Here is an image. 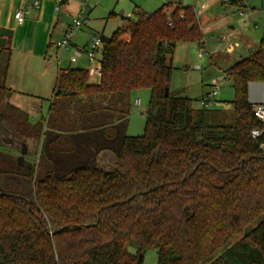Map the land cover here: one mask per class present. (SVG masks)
Listing matches in <instances>:
<instances>
[{
  "label": "trees",
  "instance_id": "1",
  "mask_svg": "<svg viewBox=\"0 0 264 264\" xmlns=\"http://www.w3.org/2000/svg\"><path fill=\"white\" fill-rule=\"evenodd\" d=\"M121 17L100 35L97 81L61 68L36 122L8 101L12 51L1 48L0 131L41 148L30 168L0 152V264H137L149 249L158 264H264V122L249 91L264 83V40L224 71L232 107L205 109L170 90L176 43L203 40L195 7ZM144 87L145 129L128 135L131 93ZM106 150L116 163L104 169Z\"/></svg>",
  "mask_w": 264,
  "mask_h": 264
},
{
  "label": "rangeland",
  "instance_id": "2",
  "mask_svg": "<svg viewBox=\"0 0 264 264\" xmlns=\"http://www.w3.org/2000/svg\"><path fill=\"white\" fill-rule=\"evenodd\" d=\"M79 1L80 0H68L69 12L71 11L72 13L71 15L69 12L63 14L64 19L68 22L72 23L74 21V16L72 14L75 15L79 12L77 11ZM166 1L174 2L177 0H88L89 5L86 6V10L82 17L84 18V24L81 29L75 32L72 42L82 48L84 44L92 43L93 35L99 36L101 33L111 35L114 30L123 24V18L121 17L123 13L124 15L131 13L136 6L152 12L161 7ZM244 2L247 3V12H251L249 16H243L237 12L235 10V5L223 2H219L216 5V8H214L215 11L213 10L210 13L214 15L212 18H216V22L213 24L216 25L214 27L212 22H209L208 30L203 31L202 39L205 40V47L203 48L202 56L199 55L201 49L198 41H178L176 43L172 58L170 57L169 59L174 67L170 85V90L174 95L189 96L193 99L195 107H202V92L211 90L213 86L212 83L216 78L220 81H224L223 78H225L226 81L221 85L219 94L216 97L218 103H220L219 107H227L230 101L234 99L235 92L232 81L225 75V69L237 62L241 57H246L251 52L256 51L264 40V0H244ZM111 11H114L116 14L109 17ZM122 11L123 13H121ZM205 15L202 17L203 19ZM228 22L231 27H233L237 38L235 39V37L233 38V36L231 37L230 35L220 43L223 32L221 24H227ZM230 33L233 32L231 31ZM56 37L59 38L58 34ZM74 50V46L63 50L62 67L72 65L88 69L90 66L94 65L93 62H90L85 53L77 62L72 63L70 59ZM101 53L102 51L99 49L98 58H100ZM97 79L96 77H91L93 82L97 81ZM262 86L264 88V83ZM136 99H140L141 103L135 104ZM150 99L151 90L147 87L136 89L131 93V108L127 127L128 135H141L144 132L146 125V110L149 107ZM44 102L45 105L49 104L48 100ZM224 109L229 110L227 108ZM39 119L40 118L37 120ZM14 135L13 133L7 135L9 138L6 139L3 144H0V152L14 155L18 159L22 149L19 142L22 139ZM13 138L15 145L18 147L11 149L15 150L17 154L11 152V149L7 147L8 141L11 143ZM27 145L28 153L25 156L26 165L27 163L32 164L35 162L36 158L32 152L37 147L35 140L34 142L32 141L31 145ZM109 155L110 153L106 155L107 159L105 161L108 167H112L114 157L112 154ZM252 226L242 231L235 239L243 236ZM129 249L135 252V248L130 247ZM141 264H158V251L156 249L147 250L144 253Z\"/></svg>",
  "mask_w": 264,
  "mask_h": 264
},
{
  "label": "crops",
  "instance_id": "3",
  "mask_svg": "<svg viewBox=\"0 0 264 264\" xmlns=\"http://www.w3.org/2000/svg\"><path fill=\"white\" fill-rule=\"evenodd\" d=\"M33 1L35 0H0V27H8L13 30L12 36L7 37V41L3 46L10 48L12 51L7 77V86L12 89V93L8 101L26 112L32 122H36L38 118L48 116L50 100L52 99L55 89L58 73L61 68H66L61 66L62 52L66 48L59 50L57 46L51 43V38L60 39L71 22L65 20L63 16V14L69 12L68 0H64L60 12L55 10L56 0H40V7H32L30 12L26 15V20L23 23H19L15 18V12L18 10L21 3ZM185 2L195 7L200 22L202 19L201 26L204 31L208 30L209 22H212V25L216 22V18H212L214 15L210 13L216 8V5L219 2H223V0H177L174 1L173 4H185ZM246 4L247 3H245L244 9L247 10ZM78 7L80 8V1ZM78 7L77 11H79ZM235 10L239 12L237 8ZM133 11L125 16L132 15ZM69 13L71 15L72 12L70 11ZM121 13H123V11ZM72 15L74 16V14ZM122 15H124V13ZM204 15L205 18L203 19L202 17ZM215 25L213 26L215 27ZM221 25L223 32H234L229 22ZM57 34L59 38L56 37ZM232 36L233 38L235 37V39L237 38L235 33L232 34L231 37ZM202 41L205 42L204 39ZM89 45L90 43L84 44L82 47H87ZM71 46H74L75 49L77 46L79 47V45L74 42ZM71 46L69 48H71ZM1 48L2 47H0V51ZM81 56H83V54ZM81 56H79V58ZM253 83L259 82H250V100L253 90H256V92L263 91V86L261 84L254 86ZM204 93L206 92L203 91L201 95ZM45 100L49 101L48 105L44 104ZM219 105L220 103H218L217 108H221ZM231 107L232 103L230 102V104L224 108L230 109ZM7 135L8 134L0 132V144H3V142L9 138ZM21 142L20 140L19 145H21ZM29 144L31 145L32 141L29 140ZM7 147L10 149L18 147L15 145L14 138L11 143L8 141ZM36 148H38L39 152L41 142L40 146L37 145ZM11 152L17 154L15 150L11 149ZM34 152L35 150L32 154L37 159L38 154Z\"/></svg>",
  "mask_w": 264,
  "mask_h": 264
},
{
  "label": "built area",
  "instance_id": "4",
  "mask_svg": "<svg viewBox=\"0 0 264 264\" xmlns=\"http://www.w3.org/2000/svg\"><path fill=\"white\" fill-rule=\"evenodd\" d=\"M223 2L234 5L232 4V0H223ZM63 4H64V0H56L55 10L57 12H60L62 10ZM87 5H89L88 0H80L79 12L76 15H74V21L65 29L63 36L60 39L51 38V43L57 46L59 50H62L65 48L67 49L73 44L72 39H73L75 32L79 30L84 24V18L82 17L86 10ZM235 6L241 15L249 16L250 13L247 12L246 9H244L245 8L244 0L241 1L239 4H235ZM32 7H36V8L40 7V0L21 3L18 10L15 12V18L17 19L19 23H23L26 20V15L30 12V9ZM232 34H234V32L233 33L223 32L220 38V43ZM198 43L201 49L199 52V55L202 56L203 48L205 47L204 42L200 41ZM99 49H101L102 51L101 37L100 35L99 36L94 35L92 39V43L89 46L82 47V48L77 46V48L74 50L73 55L71 56V62L72 63L77 62L79 56L85 53L87 55V58L90 60V62H93L94 64L88 68V73L91 77H97L101 74L100 59H101L102 53H101L100 58H98ZM223 79L224 81L223 80L220 81L218 78H216L212 83L213 85L212 89L202 95L201 106L203 108L205 109L217 108L218 100L216 97L219 94L221 85L226 81L225 78ZM260 84L262 85L263 83H260V82L253 83L254 86L260 85ZM252 92L253 94L251 96V102L254 105V114L257 116V118H259L261 121L264 122V88H263V91L261 92L260 91L256 92V90H253ZM140 103H141L140 99L135 100V104H140ZM260 132H261L260 129H254L252 131V134L253 136H257L260 134Z\"/></svg>",
  "mask_w": 264,
  "mask_h": 264
},
{
  "label": "water",
  "instance_id": "5",
  "mask_svg": "<svg viewBox=\"0 0 264 264\" xmlns=\"http://www.w3.org/2000/svg\"><path fill=\"white\" fill-rule=\"evenodd\" d=\"M13 34V30L11 28H8V27H0V47H3L7 41V37L9 36H12ZM169 92V88H166V95L168 94ZM3 111V106L0 107V113ZM12 141V139H11ZM21 154L20 156L18 157V164L20 166H25L26 164V161H25V156L26 154L28 153V145L26 142H21ZM110 153V155L112 154L114 159H113V165L116 163V156L114 154V152L110 151V150H106V151H103L99 154L98 156V161H99V164L102 166V168L104 169H107L108 168V165L106 164V159H107V156ZM109 155V156H110ZM112 165V166H113ZM27 166L30 168L31 167V164H27ZM144 258V253H140L139 254V258H138V261H137V264H141L142 260Z\"/></svg>",
  "mask_w": 264,
  "mask_h": 264
}]
</instances>
